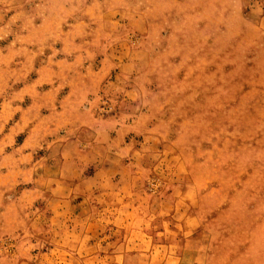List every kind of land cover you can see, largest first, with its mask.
I'll use <instances>...</instances> for the list:
<instances>
[{
    "label": "rangeland",
    "instance_id": "obj_1",
    "mask_svg": "<svg viewBox=\"0 0 264 264\" xmlns=\"http://www.w3.org/2000/svg\"><path fill=\"white\" fill-rule=\"evenodd\" d=\"M89 85L103 88V118L142 114L132 139L141 153L105 159L108 178L127 164L116 177L122 195L81 178L72 189L41 180L55 144L60 164L77 156L49 130L56 89L58 102L74 90V116L76 91ZM180 181L194 187L190 208L177 202ZM53 198L90 219L142 216L132 225L146 250L124 246L115 261L103 243L90 253L104 262L87 264H264V0H0V264L51 263L55 235L69 226L53 219ZM83 198L89 205L76 209ZM178 211L197 214L186 224L195 235L166 231H180ZM61 254L84 264L73 257L87 253Z\"/></svg>",
    "mask_w": 264,
    "mask_h": 264
},
{
    "label": "crops",
    "instance_id": "obj_2",
    "mask_svg": "<svg viewBox=\"0 0 264 264\" xmlns=\"http://www.w3.org/2000/svg\"><path fill=\"white\" fill-rule=\"evenodd\" d=\"M87 87L88 88H85L84 86L78 87V90L76 91L75 97L80 98L83 96V99H78V103L74 108V111H76V114H74V116H72L71 111L67 109V106L74 102V100H72L74 90L71 89L67 91L65 95L60 96L59 102L58 97L60 95V91L59 89H56L55 91L57 101L54 106L55 110L50 115V118L53 119V125L49 127V130L50 132L55 133L57 136L64 133L65 140H67L65 145L72 149L74 148V150H77V156L75 158H71V160L66 159L65 162L67 161V163L65 165L62 164V162L60 164V162H58V158L60 155L64 156V153L58 152L57 144H55V150H52L50 154L52 155V157L48 159L51 161L53 158L54 162H49V164L46 163L45 166H43L45 174L41 176V180H43L44 182H49V186L51 187H58L57 184H60L65 185L67 188L71 187L72 189V187L77 183L76 180H79L81 178L84 183L87 182L92 185L94 184L93 186L95 187L97 186V190L94 191L96 193H99L98 191H101L100 189L102 188H114L115 190H117L116 194L122 195L120 191L121 188H119L120 184H118L119 182L116 181L118 179L116 177L126 171L127 168L125 166L127 164L119 167L114 176L111 175L112 177L110 176L108 178L107 175L105 176V174H108L110 169L108 168L107 170L105 159H115V161H117L119 159V156L121 155L122 150L124 149H130V153L132 155L131 157L134 158H136V156L141 153L139 152L140 150L138 148L132 147L134 143L132 142V139H134V141H137L139 139V134L137 133L138 124L136 118H139L142 114L137 116L136 114L122 110L118 114L111 116L108 119L103 118L102 116H100V114L97 113V109H99L100 100L102 98L101 95L103 92V88L98 85H89ZM86 99L88 100V102ZM126 138H128V142L126 141ZM120 139H125V148L123 147L120 150H114L109 145L110 142H115L116 140ZM143 139L147 142H154V146L158 142L156 139L159 138L147 132V134H143ZM53 143H56V140ZM120 161L121 159H119L118 162ZM90 167H93L94 171L92 173L89 172L88 174H86L89 171ZM63 170L69 173V175L62 177ZM33 171L39 172L37 168H35ZM182 183L183 182L180 181L173 186L177 189H181L178 195L179 197L181 196V199L177 202L182 204L184 200V205L190 208L193 203L192 197L195 194V191H192L191 189H194V187L192 185ZM132 186L133 183H130V188ZM187 187L191 189L186 190ZM175 192L176 191L172 192L173 194L169 196L170 199L173 198L172 196H175ZM103 194H108V192L105 191ZM49 204L51 205V210H53V219L56 218L55 216H57L59 219L57 220V222L61 219H65V223L69 224V226L64 229L59 235H55L59 236L61 239L59 241H56L57 244L50 249L49 257L51 263L49 264H67L63 263L64 260L61 253H65V259H68V256L71 257L72 255L71 250H77L80 253H87L85 255L80 254L81 259L78 258L76 254L73 257L77 261L81 260L84 264H87V262L90 263L91 261L103 263L104 261L97 260L98 256H93L92 258L91 256L95 253H98L99 251H102L103 249H101L100 247H102L106 243H108L107 248H112L113 250H115V252H113L114 256L112 257L115 261L119 257L116 255L117 253H122L125 250L126 252H128L129 249H124V246H130V250H137L139 252L146 250L147 248L146 246L144 249L141 239H138L136 237L137 231L132 225L133 221L139 219L142 220V216L136 215V217L133 216L125 218L127 216L126 212H124L123 214V212L117 211L113 215H108L105 212H101L100 210L99 213L93 215V218L90 219L91 216L87 218V216L83 214L81 215V213L79 212H74L73 214H71L64 211L66 207L68 208L70 207V204H73L72 199L67 198L63 200L53 198L50 200ZM85 205H89V203L87 202L86 198H83L80 202L76 203L74 207L76 209H84ZM169 216L171 215L169 214ZM173 216L174 218L178 216L179 221H181L176 225L180 231L176 232L171 230V228L169 227L170 225H167L166 231L169 230V232L176 234V236L195 235L197 231L196 227H192L193 231H190L186 229V224L189 222H193V225L196 224V213L178 211V213L174 214ZM146 219H151V217H146ZM146 219L144 220V222L146 221ZM75 220L76 225L80 224V227L73 225V223H69V221L72 222ZM182 220L185 221L182 222ZM126 223H129L130 225H127L125 229L124 225ZM145 223H147V221ZM82 225L85 226L82 227ZM147 228L148 227L146 226V230ZM107 234H113V239L107 240V238H102ZM161 234L164 235L163 232H161ZM115 235L117 236V238L115 237ZM145 236L148 237L149 234L146 232ZM71 241L75 242V244L70 243ZM171 244L174 243L169 242V246ZM173 249L174 247L170 248V251H173ZM186 249V247L183 249V254L178 257L177 263L185 262V255L187 253ZM172 262V260L164 258L162 263Z\"/></svg>",
    "mask_w": 264,
    "mask_h": 264
}]
</instances>
